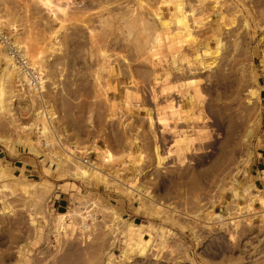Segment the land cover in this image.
Wrapping results in <instances>:
<instances>
[{"label":"rangeland","instance_id":"374dc122","mask_svg":"<svg viewBox=\"0 0 264 264\" xmlns=\"http://www.w3.org/2000/svg\"><path fill=\"white\" fill-rule=\"evenodd\" d=\"M0 24L44 75L0 46V264H264V0H0Z\"/></svg>","mask_w":264,"mask_h":264},{"label":"built area","instance_id":"2783aa9c","mask_svg":"<svg viewBox=\"0 0 264 264\" xmlns=\"http://www.w3.org/2000/svg\"><path fill=\"white\" fill-rule=\"evenodd\" d=\"M0 46L10 58L13 69L22 73L26 79L25 86L31 91H40L41 82L44 81V75L42 72L34 67L30 60L24 55L22 50L17 46L13 36L6 31L0 24ZM43 83V82H42ZM22 84H18V87L22 88ZM82 162L90 165L91 161L88 157H83ZM86 215L85 217H87ZM86 225V222L84 223Z\"/></svg>","mask_w":264,"mask_h":264},{"label":"bare ground","instance_id":"6f19581e","mask_svg":"<svg viewBox=\"0 0 264 264\" xmlns=\"http://www.w3.org/2000/svg\"><path fill=\"white\" fill-rule=\"evenodd\" d=\"M8 59H9V58H7L6 60L8 61ZM6 67L9 68V69L11 68V69H10L11 71L14 70V71L18 72V73L23 77V75H22L21 72H19V71L13 69L12 64H10V62L7 64ZM23 78H24V77H23ZM24 79H25V78H24ZM25 80H26V79H25ZM40 82H42V81H40ZM3 141H5V140L0 138V142H3ZM82 176H84V174H83ZM135 227H136V229H139V230L141 229L140 226H135ZM131 233H132V232H131ZM133 237H134V239H135L134 241H137V242L147 241V239H144V238H143V232H142V231H141L140 233H135ZM135 237H139V238H135Z\"/></svg>","mask_w":264,"mask_h":264},{"label":"crops","instance_id":"0c3cea01","mask_svg":"<svg viewBox=\"0 0 264 264\" xmlns=\"http://www.w3.org/2000/svg\"><path fill=\"white\" fill-rule=\"evenodd\" d=\"M27 171H33L34 169H33V167L32 166H30L29 168H25ZM59 206H61V205H59Z\"/></svg>","mask_w":264,"mask_h":264}]
</instances>
